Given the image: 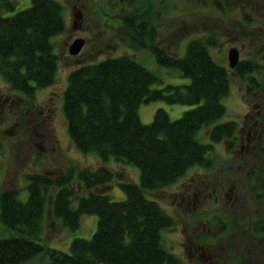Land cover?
Segmentation results:
<instances>
[{"label": "trees", "instance_id": "trees-1", "mask_svg": "<svg viewBox=\"0 0 264 264\" xmlns=\"http://www.w3.org/2000/svg\"><path fill=\"white\" fill-rule=\"evenodd\" d=\"M14 4L0 0V75L12 90L31 94L56 79L59 55L53 38L66 25L63 5L59 0H31L14 10ZM119 17L132 48L150 50L158 64L189 80L153 87L162 78L129 53L82 62L70 70L62 92L68 134L99 163H71L55 173L28 172L26 198L19 197V188L0 189V222L16 231L0 237V264H34L31 260L38 256L47 258L36 264H194L165 244L163 231L176 220L146 191L176 182L193 166L211 164L216 143L229 140L232 146L237 122L223 119L226 106L221 100L230 92L228 69L210 53L218 41L213 35L190 37L179 54L156 45V29L149 28L138 8ZM246 62L233 68L240 78L258 67ZM250 77L248 83L255 86L257 80ZM153 100L190 107L171 118L159 106L143 122L139 105ZM110 160L139 170L138 182L116 181L122 198L112 199L103 189L115 177ZM73 182L81 185L79 194ZM47 205L67 229H78L83 214L97 215L96 228L90 237L74 236L65 249L45 245L40 237Z\"/></svg>", "mask_w": 264, "mask_h": 264}, {"label": "rangeland", "instance_id": "rangeland-1", "mask_svg": "<svg viewBox=\"0 0 264 264\" xmlns=\"http://www.w3.org/2000/svg\"><path fill=\"white\" fill-rule=\"evenodd\" d=\"M14 1V10L22 9L31 3V0ZM59 1L63 5L66 25L64 30L53 38L56 52L59 55L55 81L46 86L35 87L31 94H27L12 90L0 75V189L19 188L20 198L27 197L28 172L55 173L71 163L91 166H96L99 163L95 154L82 152L71 141L62 110V92L67 83L68 72L78 64L87 60L97 61L108 55L129 53L162 78V82L154 83L153 87H160L166 82L189 80L187 77L180 76L176 69L158 64L150 50L132 48L123 39L126 37L125 29L119 23L116 15L123 6L127 5V0H83L81 3L86 6L85 10L87 8L86 16L92 14L96 18V23L88 22L90 30L85 28L80 34L77 29H73L75 16L72 15L71 18L68 0ZM260 4L262 5L260 11L263 13H258ZM127 8L130 11H133V8H138L140 13H144L146 18H149L158 34V38L154 42L156 45L165 46L168 51H178L179 54H183V46L190 37L213 35L217 38V45L209 50L216 61L227 67L231 82L229 94L221 99L226 106L223 119L241 122L242 111L247 108L246 100L252 107L248 109L250 113L262 107L260 105L261 101H264V47L261 48V46L264 45V0H128ZM2 13H6V11L3 10ZM94 31L99 38H102L96 45L98 48L95 46L92 49L89 42L85 44L83 42L84 45L82 44L80 49L84 50V53L81 52L82 58L77 60L78 56L70 54L68 46L75 36H83L88 40ZM233 45L239 48V57L242 63L254 59L258 61V64L263 65L258 67L260 70H252L250 73L252 75L250 80L261 81L260 83L254 82L256 85L248 89L255 90L252 94L245 93L247 87L251 85V82L248 83L249 78H240L229 66L227 50L229 46ZM246 63L251 64L252 62ZM159 106L164 107L171 118L180 116L185 109L190 107L188 104L168 103L164 100L143 102L138 108L141 120L143 122L150 121L155 109ZM15 122L17 124L13 134L5 133L4 129ZM55 134L58 141H54ZM200 139L208 141L205 134H201ZM224 145L223 141L215 144L216 157L214 161L218 163L223 159L236 166L237 161L234 158L224 156L226 154L223 149ZM108 164L114 170L115 177L113 184L103 189L112 199L122 198L124 192L116 181L138 182L139 170L133 165L115 160H110ZM201 171H204L203 168L193 166L176 182L163 188L146 191V195L157 200L168 213L174 216L176 224L171 229L163 231L164 242L168 248L188 263L191 259V252L187 246L188 237L192 231L199 232L202 228H200L201 224L197 219L203 216L202 210L207 207L208 200L202 204L198 200L197 207L194 208L195 205H187L180 201L181 194L178 192V188L189 175H196ZM253 182L255 187L259 188L258 179ZM73 186L76 194H79L81 185L78 182H73ZM250 201L254 204L251 196ZM261 206L264 207V203ZM210 207L215 206L211 204ZM253 207L257 208V206ZM45 212L44 230L40 237L45 245L65 249L74 236L90 237L96 228V214H83L79 228L73 231L63 227L60 219H54L51 216L49 205ZM219 215L224 220L222 222L217 220L218 223L214 222L215 230L217 227H224L225 224L228 228V225H231L229 216L222 215L221 210H219ZM225 231L224 235L217 236L212 240L230 245L232 243L229 240L231 231ZM226 233L229 235L227 236ZM15 234V230L0 222V237ZM228 252L224 249L219 253L220 264H264V257H259V261L255 263L254 257L245 259L243 256H239L240 260H238L232 256L235 251L230 250L229 254ZM46 258L38 256L31 262L34 264L43 263Z\"/></svg>", "mask_w": 264, "mask_h": 264}, {"label": "flooded vegetation", "instance_id": "flooded-vegetation-1", "mask_svg": "<svg viewBox=\"0 0 264 264\" xmlns=\"http://www.w3.org/2000/svg\"><path fill=\"white\" fill-rule=\"evenodd\" d=\"M82 1L68 0L71 18L72 15L75 16L73 19V29H77L79 34L85 28L90 30L88 22L96 23V18L92 14L86 16L87 8L85 10L86 6L81 3ZM219 5L222 4L219 3ZM261 6L260 4L258 13H263L260 11ZM127 7L128 0L127 5L123 6L122 10L116 15L120 24L122 22L119 15L125 14V11L128 9ZM142 15L145 17L144 13ZM121 26L123 27L124 25L122 24ZM148 26H150V29H155L149 18ZM77 37H82L84 44L89 42L90 48L93 47L92 49L102 40V38L96 35L95 31L91 33V37L88 40L83 36ZM77 37L75 36L73 40ZM69 47L70 45L68 46V51ZM231 47L238 49V60L231 67L234 68L238 62H241L239 57L240 50L235 45L229 46L228 50ZM263 47L264 45L261 46V48ZM81 52L84 53V50L80 49L75 54L78 56L77 60L82 58ZM69 53L72 54L70 51ZM249 62H256L258 67L263 66L262 64H258V61L254 59ZM242 65H245V63H242ZM258 67L254 70H260ZM250 73L252 71L244 74L246 78L248 75L252 76ZM253 76L255 77V75ZM255 79L257 78L255 77ZM260 82V80H257V83ZM252 86L251 84L247 87L245 93H254L255 90H248ZM246 104L247 108L245 107L246 109L242 111L240 117L242 121L237 122V128L232 138V146H229V140H222L225 144L223 146L226 152L224 156L234 158L237 161V165L234 166L223 159L219 160L220 162L218 161V163L217 161H213L209 165H199L204 171L197 172L196 175H189L187 180L182 181L181 187L178 188V192L181 194L180 201L185 202L187 205H195L194 208L197 207L198 200L201 204L205 200H208L207 207L202 210L203 216L200 214L202 217L197 219L201 224L200 228H202L199 232L192 231L188 237L187 246L192 253H190V263L217 264L220 261L219 253L224 249L229 251L228 254L230 250L235 251L232 256L236 259L238 258V260H240L239 256H243L245 259L247 257H254L255 263H257L259 257H264V207L261 206L264 203V101H261L260 106L262 107L255 109L252 113L248 112V109L252 107L247 100ZM55 140L58 141L56 134ZM257 179L259 181V188H256L253 182ZM250 196L254 204L251 203ZM211 204L215 207H210ZM253 206H257V208ZM219 210H221L222 215L229 216L231 225H228L227 228L225 224L224 227H217L215 230L214 222L218 223L219 220L221 222L224 220L223 217H220ZM225 230L231 231V238L229 240L232 243L230 245L220 244L212 240L217 236L224 235ZM226 235L228 236L229 234L226 233Z\"/></svg>", "mask_w": 264, "mask_h": 264}, {"label": "water", "instance_id": "water-1", "mask_svg": "<svg viewBox=\"0 0 264 264\" xmlns=\"http://www.w3.org/2000/svg\"><path fill=\"white\" fill-rule=\"evenodd\" d=\"M83 42H84V39L82 37H77L70 44L69 51L72 54L78 53L80 48H81V46H82V44H83ZM227 57H228V61H229V66L233 67L235 65V63L237 62V60H238V49L236 47L229 48L228 53H227ZM16 124H17V122L12 124L8 128H5L4 132L9 134V135L13 134V130H14Z\"/></svg>", "mask_w": 264, "mask_h": 264}]
</instances>
